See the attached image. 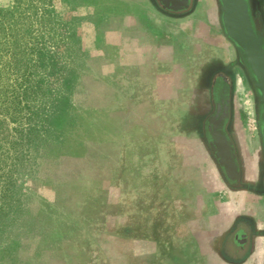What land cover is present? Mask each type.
Masks as SVG:
<instances>
[{"label":"rangeland","instance_id":"374dc122","mask_svg":"<svg viewBox=\"0 0 264 264\" xmlns=\"http://www.w3.org/2000/svg\"><path fill=\"white\" fill-rule=\"evenodd\" d=\"M78 1L86 54L71 111L55 119L66 135L35 170L30 230L12 236L16 251L0 264H264V238L250 250L264 223L245 219L264 216L263 205L249 208L255 197L225 184L203 136L226 78L235 133L259 161L257 97L222 33L219 0L178 10ZM0 118L7 135L13 124Z\"/></svg>","mask_w":264,"mask_h":264},{"label":"trees","instance_id":"16d2710c","mask_svg":"<svg viewBox=\"0 0 264 264\" xmlns=\"http://www.w3.org/2000/svg\"><path fill=\"white\" fill-rule=\"evenodd\" d=\"M80 5L15 0L0 7V117L13 124L0 136V262L16 251L12 236L30 230L25 214L38 197L35 170L66 135L55 119L71 111L84 67Z\"/></svg>","mask_w":264,"mask_h":264},{"label":"flooded vegetation","instance_id":"af4514ba","mask_svg":"<svg viewBox=\"0 0 264 264\" xmlns=\"http://www.w3.org/2000/svg\"><path fill=\"white\" fill-rule=\"evenodd\" d=\"M187 0H161L164 7L170 10H178L186 7ZM253 26L256 30L262 31L264 37V0H245ZM233 47H235L233 45ZM250 78V76L248 75ZM251 79V78H250ZM251 81V80H250ZM215 95L213 98V107L211 112L206 116L202 123L203 136L207 141L219 169L222 173V179L225 184L234 191H245L255 197L256 205H251L249 208L254 209L263 205L264 212V149L259 138V150L261 151L259 161L255 157H249L245 151V144L242 139L235 133L237 126V117L234 113L232 101V88L228 79L223 78L216 81ZM256 95V91L254 90ZM257 97V95H256ZM258 99V97H257ZM256 129L264 124L263 105L256 103ZM247 146V144H246ZM247 148V147H246ZM254 213L256 211L254 210ZM247 222H263L264 216L255 217L253 215L246 216ZM242 232V238H239V233L234 236L240 243L246 240V233ZM239 231V232H240ZM264 238L263 234H252L250 238V250H254L257 238ZM264 262V261H263Z\"/></svg>","mask_w":264,"mask_h":264},{"label":"water","instance_id":"95a60500","mask_svg":"<svg viewBox=\"0 0 264 264\" xmlns=\"http://www.w3.org/2000/svg\"><path fill=\"white\" fill-rule=\"evenodd\" d=\"M220 23L224 37L234 46L245 72L250 76L258 102L264 110V37L253 26L245 0H219ZM264 149V124L259 128Z\"/></svg>","mask_w":264,"mask_h":264}]
</instances>
